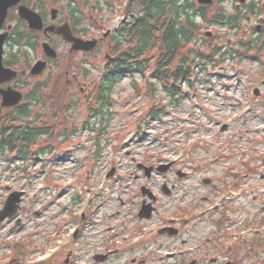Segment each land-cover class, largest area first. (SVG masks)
<instances>
[{"label": "rangeland", "instance_id": "obj_1", "mask_svg": "<svg viewBox=\"0 0 264 264\" xmlns=\"http://www.w3.org/2000/svg\"><path fill=\"white\" fill-rule=\"evenodd\" d=\"M31 1L33 0H29L27 3L30 5ZM86 1L88 2V6L85 5L87 8H84L83 3H79L82 4V9L86 15L85 23L92 27L89 32L93 36L95 34L100 36L101 25L106 26L103 30L113 28L116 25V22H109L113 10H107L106 5L101 3L99 5L96 2L97 0ZM252 1L258 4L260 9L262 8L261 0H245V3L228 0L225 3V8L228 13H233L235 7H244ZM60 5L59 1H46L45 9L50 12L51 8H59ZM94 6L99 11H92L95 8ZM212 8L216 10L217 3H214ZM101 9L104 11L102 17ZM102 19L108 21L103 23ZM263 19L262 17L255 19V23L247 28L246 34L249 35L253 25H261V22H264ZM10 23L16 24V22ZM202 30L204 36L201 34L198 36L195 42L197 47L202 46L203 38L235 40L233 31L219 30L213 26H205ZM207 32L213 33L212 36H206ZM54 43L59 46L56 40ZM9 49L8 46L5 47L6 61L9 57ZM40 51L41 49L38 48L37 52L33 53L31 65L39 59ZM79 58L81 60V57ZM63 65L64 62L60 63L61 68ZM91 66L92 73L90 77L88 79L85 77L83 81L87 82L88 86L94 90L93 86H96L95 82L99 80L101 70L98 69L100 67L99 62H93ZM235 67L230 63V68H228L233 77L227 80L230 84L229 89L220 86V94L210 95L206 93L204 95L209 105H202L201 107L198 100L192 98L178 111L173 110L171 115L165 117V119H154L151 126L146 129L147 133H141L137 138L135 137L136 140L133 142L132 148L123 150H118L116 145L127 140L130 141L132 134L136 135V131H134L136 126L131 127L130 120H136L139 117L142 132L147 115L150 114V108L153 106L152 98L148 95L149 91L142 77L139 76L135 79L138 82L139 93L136 92V88L133 86V80L125 79L113 91L111 102L113 111L98 116L92 113L90 118L93 124L97 125V128L92 127L91 129L99 132L97 136L96 133L91 132L90 127H83V119H88V109L85 108V104L88 102L84 98L79 97L77 99L73 97L74 95H82L79 86L76 91L73 90V96L69 92L70 88L68 86L66 88V85L63 86L60 83L56 86L50 84L48 86L51 87L44 88L41 105L37 108V111L33 112V115L42 116L48 125L54 126L55 124L61 127L62 134L67 133L70 140L61 144L65 138L54 136L52 139L40 140L39 143L42 148L46 146L52 148L55 144L57 147L55 150H57L61 144L60 148L69 149L66 150L67 153L64 151V157L57 163L47 161L48 157L43 155L41 161L33 162L29 166L21 167L25 164L16 163L12 166L13 168L11 167V172H8L10 169L6 167V163H0V209L4 206L3 202L9 197L8 191L4 190L2 184L9 186L11 191L26 192L21 197L22 202L17 214L18 219H15L11 224L7 221L0 224V261L10 251L8 243H14L18 238L27 240L29 244L27 259L29 261L34 260L48 252V249L52 247L50 244L52 239L50 241L49 236L57 229L55 238L58 239L56 241H58L59 246H56L60 247V251L59 255L51 260L54 264H80V262L92 264L87 260L95 254L98 256V263H100L101 258L108 262L106 264L125 263L128 259H131V255L112 256L108 251L106 254L100 253L98 248L105 240L108 241L107 244L109 245L110 238L115 237L120 230L116 229L111 233L105 232L107 226L120 220V217L110 218L111 213L119 207V205H116L117 198L121 197L124 200L130 189L132 191L136 190L137 182H130L132 163L150 161L157 164L160 162L158 159L163 157L164 159H182L180 165L192 164L191 166L198 168L199 164L212 163V159H215L217 155H221L222 160L216 162L213 167L208 165L212 167L209 171L200 170L199 168L196 170L195 176L181 180L178 183L175 196L171 199H163L165 203L160 204L161 211L176 210L182 207L183 201L187 204L195 202L192 204L194 207L201 206L205 203V197L210 198L212 192H215L216 195L224 185L231 182V191H234L231 194V224L226 227L231 228V234L234 233L236 236L252 234L244 239L250 244L258 242L256 244L258 245V255H248L243 251L242 254L236 257V261L232 259L234 262H231V264H264V245L260 247L261 244H259L260 241L264 240V234L261 235L262 240L257 239L254 235L264 233V227L262 229V225L264 226L262 224L264 220V75L259 64L251 61L243 62L239 68L242 69V73L238 72L244 78L243 80L240 79L243 82L241 83L239 80H235ZM29 73L23 75V80L19 83V87H24V93L36 83L44 82L49 77L48 72L40 77H30ZM56 77L54 76L53 80H56ZM81 86L85 87L83 84ZM252 88H259L260 98H263V100L255 101L253 99L250 94ZM85 91L88 92L87 88ZM91 106L92 109H95L93 102H91ZM131 111L132 113H130ZM224 123H228L229 126L222 132ZM76 126H79L83 132L80 133V130H78L73 135ZM106 128H108L107 132L110 134L109 139L108 135H102L105 133ZM204 137H208L211 141L204 140ZM81 140L84 141L81 143ZM191 147L192 149H190ZM114 162L115 164L117 162L121 163V168L118 169L117 174L122 171L124 174L130 173V175L120 183L112 179L108 187L103 190L102 197H95L96 201L92 194L85 193L86 196L91 198L92 206L95 205L99 209L97 213H90L88 224H80L81 231L74 241L77 245L76 254L66 256L65 254L68 253H64V251L67 252L71 231L76 226L70 222V216L81 205V201L75 198L78 196L70 194L71 177L79 176L77 173L83 170L81 173L83 177H81L80 182L75 181L78 189L85 190L90 187L98 190L102 184L100 175L103 174L106 167H110L111 164L115 165ZM250 165L252 169L248 168ZM207 174L213 175L216 180L213 182V186L205 189L200 185V181ZM162 176L158 175L159 183H162ZM150 185H153V182ZM155 190L158 191V188L156 187ZM82 194L84 195V193ZM183 195L185 197L182 200ZM201 196L204 198L201 199ZM205 201L207 200L205 199ZM130 209H132V206L128 204L123 208L126 213L131 212ZM37 212L40 214L36 215ZM158 216L157 212L152 219H157ZM219 216L216 215L215 218L217 219ZM18 220H21L24 225L16 226L15 229L18 228L14 232L12 227ZM90 220H93L92 224ZM152 221L154 220L146 222L151 223ZM112 226L116 227V225ZM215 228V224H201L195 230L188 231L185 238H188L190 244H193L196 243V241L192 242L193 239H199L207 232H213ZM98 254H102V256ZM76 257L80 261H76ZM57 259L59 263L56 261ZM50 263L52 262L47 264Z\"/></svg>", "mask_w": 264, "mask_h": 264}, {"label": "flooded vegetation", "instance_id": "obj_2", "mask_svg": "<svg viewBox=\"0 0 264 264\" xmlns=\"http://www.w3.org/2000/svg\"><path fill=\"white\" fill-rule=\"evenodd\" d=\"M28 1L25 0L24 3L32 9H38L45 21V26L55 25L60 27L66 25L65 27H67L68 25L75 37L87 41L98 40L97 47L93 51H77L72 49V43L65 42L60 35L54 33L45 34L44 31L34 32L32 35L35 38V43L29 48L28 54V56L31 54V57H33V53L35 54L38 50L36 48H38L39 43L42 48V43L49 42L57 53V59L52 60L43 50L39 52L38 60L47 62V68L43 75L47 72L49 73L48 82L53 86L59 83L63 86L66 85V88L68 86L72 96L79 86L82 95H74L73 97L86 99L89 103H86V106L90 108H92L91 102H93L95 109L87 112L88 116H91L92 113L96 116L97 108L102 106L106 98L103 95L92 94V89L88 87V83L84 82L83 79L90 77L92 73L91 65L95 61L99 62L100 67L98 69H105L106 71L115 65V61L119 60L120 63H125L126 67L129 66L130 62L136 61L134 52L138 46L139 0H100L101 4L106 5L107 10H113L109 22H116L113 28H107L106 30H103L106 26L101 25L100 36L96 34L93 36L89 32L92 27L85 23L86 15L82 9V4H80H84L83 0H54L59 1L61 5L59 8H51L50 12L44 8L41 9L39 6H43V4L45 6V2L51 0H33L30 5L27 3ZM113 6H119L120 8L117 11L118 17L116 19ZM53 10H57L55 15L52 12ZM101 10L102 17L104 11L103 9ZM92 11L99 10L94 9ZM107 21L102 19L103 23ZM55 40L59 43V46L54 43ZM131 48L133 49L132 60L129 56ZM79 57H81V60ZM62 62H64V65L61 68L60 63ZM65 67L68 68L65 69ZM54 76H57L56 80H53ZM82 84L85 87L81 86ZM86 88L90 93L85 91ZM85 122H88L87 118ZM94 133H96V136L99 134L95 130ZM116 147L118 150L123 148L122 144H117ZM159 160L160 162L157 164H153L150 161L132 163V171L130 172L132 178L130 182H137L136 190L132 191L130 189L124 200L118 197L116 205H119V207L110 216V218L120 217V220H118L120 221L118 226L120 230L117 233V237L121 239L122 245L115 249L109 248L108 241L105 240L101 247L98 248L100 253L106 254L108 251L112 256L121 254L132 256L131 259L122 264H231V262L236 261V257L242 254L243 251L248 253V255H258V245H256L258 242L250 244L247 240L236 237L234 233L231 234V228L226 227L231 224V194L233 193L231 191V182L228 185H224L216 195L214 194L215 192H212L210 198L201 196V199L204 198L205 202L201 206L194 207L192 204L195 202L187 204V202L183 201L182 207L176 210L161 211L160 204L162 202L165 203L163 199H171L175 196L178 183L181 180L195 176L196 170L199 168L200 170L209 171L216 162L201 163L196 168L191 166L192 164L180 165L183 161L181 159ZM178 165L180 166L179 168L177 167ZM251 165L248 167L249 169H252ZM158 175H163L162 183L158 182L160 181L158 180ZM120 177L124 178L125 174L123 176L120 175ZM215 180L216 178L213 175L207 174L202 177L200 185L207 189L213 186ZM151 182H153V185H150ZM156 187L158 191L155 190ZM5 189L9 190L10 188L5 186ZM99 197L101 198L102 195H99ZM184 197L185 195H183L182 200ZM127 204L131 205L132 209H130L131 212L126 213L123 208ZM98 209L95 208V213H97ZM157 212L159 214L157 219H152ZM39 214L37 212L36 215ZM216 215L220 216L216 219ZM88 217L85 216L83 218L86 221L84 222L85 225L88 224ZM15 219H18V217ZM15 219L7 221V223L11 224ZM151 220L154 221L151 223L146 222ZM130 224L132 225L130 226ZM201 224H215L216 228L213 232H207L199 239H193L192 242L196 241V243L190 244V240L185 238L187 232L195 230ZM262 224H264V220ZM21 225H24L21 220L16 221V224H13L12 229L14 230L12 231L16 232L15 230L18 227L16 229L15 227ZM56 230L49 236L50 241L52 239L50 243L52 247L55 244L53 237ZM79 231H81V227ZM107 233H109L108 230ZM261 235L263 234L255 236L257 239L260 238L262 240ZM76 238L77 236L73 237L68 244V253L70 255L73 254L72 256H74L75 248H77L74 243ZM8 244L10 251L6 253V257L0 263L28 264L27 251L29 244L27 240L18 238L14 243ZM259 244H261L260 247L263 246L264 240L260 241ZM98 255L102 256V254ZM90 257L87 261L92 264L108 263H98L96 254ZM76 259L78 260V257ZM56 261L58 262V259ZM49 262L54 264L53 261H48L47 263ZM85 263L88 264L87 262Z\"/></svg>", "mask_w": 264, "mask_h": 264}, {"label": "trees", "instance_id": "obj_3", "mask_svg": "<svg viewBox=\"0 0 264 264\" xmlns=\"http://www.w3.org/2000/svg\"><path fill=\"white\" fill-rule=\"evenodd\" d=\"M227 1L215 0L217 9L214 10L199 5L198 0H139L138 47L134 52L138 61L131 65V69L136 67L134 72L145 80L148 95L155 97L161 92L179 107L184 97L202 95L204 90L216 91L219 81L225 79L221 69L228 59L238 65L247 59L260 64L264 71V26L262 30L251 28L249 35L246 34L249 23L262 14V9L252 1L239 9L235 7V11L229 14L225 8ZM231 1L240 3L241 0ZM205 26L233 31L235 40L222 42L223 39L203 38L202 46L197 47L195 42L200 34L204 36L202 29ZM33 40L24 23L17 19L8 41L11 52L15 50L18 54L19 47L33 45ZM132 52L131 48L130 56ZM16 54L11 53L6 64L24 68L23 60ZM24 60L28 64L30 58L27 56ZM115 68L114 75L104 77L102 92H97L106 95L107 104L116 83L128 71L120 63ZM213 69L219 71L215 73ZM135 88L139 93L138 86ZM43 91L42 85L38 84L26 93L27 103L9 109L0 105L2 154H11L14 160H34L35 156L44 154L43 148L34 151L32 146L48 134L47 127L30 120ZM154 110L155 117L162 118L165 109Z\"/></svg>", "mask_w": 264, "mask_h": 264}, {"label": "water", "instance_id": "obj_4", "mask_svg": "<svg viewBox=\"0 0 264 264\" xmlns=\"http://www.w3.org/2000/svg\"><path fill=\"white\" fill-rule=\"evenodd\" d=\"M22 0H0V85L9 83L17 78L18 72L5 67L4 65V45L8 37V33L1 34V29L5 25L8 17L9 10L19 6ZM202 5H212L213 0H199ZM19 16L28 23L29 28L33 30H42L44 27L41 16L26 6H20L18 8ZM54 31L61 35L65 41L73 43V49L75 50H86L93 49L96 42H87L81 39L75 38L71 33L69 27H60L56 30V27H49L46 32ZM44 50L47 55L52 58L56 57L55 51L51 49L49 44H44ZM45 62H38L32 69L33 75H40L45 69ZM0 95L2 96L3 107H15L19 105L23 99V94L12 87L2 89L0 87ZM22 193L15 192L9 197L4 209L0 211V222H3L7 218H12L19 209V203L21 202Z\"/></svg>", "mask_w": 264, "mask_h": 264}, {"label": "bare ground", "instance_id": "obj_5", "mask_svg": "<svg viewBox=\"0 0 264 264\" xmlns=\"http://www.w3.org/2000/svg\"><path fill=\"white\" fill-rule=\"evenodd\" d=\"M119 60L118 61H115V65L119 64ZM120 64H123V67H126V64L125 63H120ZM127 68V67H126Z\"/></svg>", "mask_w": 264, "mask_h": 264}]
</instances>
